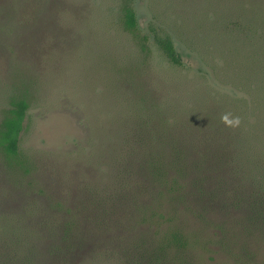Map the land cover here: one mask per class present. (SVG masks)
I'll return each instance as SVG.
<instances>
[{
  "label": "rangeland",
  "instance_id": "1",
  "mask_svg": "<svg viewBox=\"0 0 264 264\" xmlns=\"http://www.w3.org/2000/svg\"><path fill=\"white\" fill-rule=\"evenodd\" d=\"M122 3L0 0V41L9 27L21 43L15 56L0 45V122L17 68L41 86L19 141L30 172L0 156V264H130L133 247L169 224L191 243L182 264H264V232L220 202V176L196 189L192 175L166 195L129 161L137 147L124 126L136 99L115 84L114 68L141 55L118 25ZM132 3L144 32L164 30L183 56L172 66L151 40L143 78L175 119L204 130L232 121L246 140L261 135L264 0Z\"/></svg>",
  "mask_w": 264,
  "mask_h": 264
},
{
  "label": "trees",
  "instance_id": "2",
  "mask_svg": "<svg viewBox=\"0 0 264 264\" xmlns=\"http://www.w3.org/2000/svg\"><path fill=\"white\" fill-rule=\"evenodd\" d=\"M118 25L132 38L137 56L141 55V59L135 62L127 59L121 67L114 68L115 84L127 88L136 99L133 117L124 126L128 144L138 149L130 154L129 161H136L133 166H138L139 174L146 178L152 189L166 195L175 193L181 181L192 175L196 176L192 181L196 189L220 176V202L232 201L239 212L245 209L248 212L246 220L264 232V131L252 140H246L232 121L220 120V127L204 130L194 120L175 119L172 111L161 104L158 92L149 85V79L143 80L153 54L151 40L172 66H184L183 56L172 36L156 27L145 33L132 0H123ZM11 31L9 27L1 31L0 45H6V52L15 56L19 53L13 51L12 46L21 43ZM15 60L20 61L19 57ZM139 65L141 69H138ZM17 69L9 106L2 111L0 156L11 170L28 174L30 165L20 151V134L31 101L41 86L29 71ZM206 193L202 190L199 196ZM149 212L150 219L155 218V213ZM158 217L163 222L158 219L160 225L167 224L162 209ZM170 227V224L168 228L158 227L157 233H149L135 245L130 264H182L183 255L191 243L184 233Z\"/></svg>",
  "mask_w": 264,
  "mask_h": 264
}]
</instances>
